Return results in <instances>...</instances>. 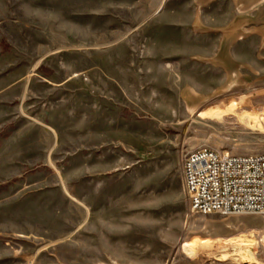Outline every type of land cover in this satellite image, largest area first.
Segmentation results:
<instances>
[{
  "label": "rangeland",
  "instance_id": "rangeland-1",
  "mask_svg": "<svg viewBox=\"0 0 264 264\" xmlns=\"http://www.w3.org/2000/svg\"><path fill=\"white\" fill-rule=\"evenodd\" d=\"M248 6L0 0V264H240L253 238L264 264L262 218L192 213L182 176L200 148L264 153Z\"/></svg>",
  "mask_w": 264,
  "mask_h": 264
},
{
  "label": "built area",
  "instance_id": "built-area-1",
  "mask_svg": "<svg viewBox=\"0 0 264 264\" xmlns=\"http://www.w3.org/2000/svg\"><path fill=\"white\" fill-rule=\"evenodd\" d=\"M182 176L192 213L260 216L264 249V153L233 155L200 148L184 156Z\"/></svg>",
  "mask_w": 264,
  "mask_h": 264
},
{
  "label": "bare ground",
  "instance_id": "bare-ground-1",
  "mask_svg": "<svg viewBox=\"0 0 264 264\" xmlns=\"http://www.w3.org/2000/svg\"><path fill=\"white\" fill-rule=\"evenodd\" d=\"M200 116L202 118L214 117L212 114H209V113H206V112L200 113ZM219 118H221V117L219 116ZM243 120L247 124V127L251 126V127H255V129H256V126H257L260 129H262V124L260 122V119L258 117H256V116H253V115H246L245 116V115H243ZM253 239H255V238H253ZM253 239L252 240H248L246 242H241L238 245L236 244L237 246L233 245L234 246L233 252L230 253V254H227V253L223 254V255L220 256V258L224 259V260L231 258V259H234L236 262H239L240 264L255 263V256H254V253H255L254 250L255 249H254V246H255V244L257 242H256V240H253ZM201 243L202 244H208L209 241L208 240H201ZM196 246H197V241L191 243V245L189 246V252L191 254L195 255V252H196L195 249H197Z\"/></svg>",
  "mask_w": 264,
  "mask_h": 264
},
{
  "label": "crops",
  "instance_id": "crops-1",
  "mask_svg": "<svg viewBox=\"0 0 264 264\" xmlns=\"http://www.w3.org/2000/svg\"><path fill=\"white\" fill-rule=\"evenodd\" d=\"M235 1L239 4L238 10L240 11V13H246L248 11V8H249L248 5L252 4V2H254V0H235ZM249 17L252 19H256V17H257L256 11H250ZM251 24H252V22H251Z\"/></svg>",
  "mask_w": 264,
  "mask_h": 264
}]
</instances>
